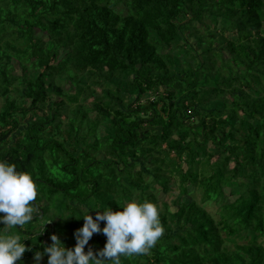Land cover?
Returning <instances> with one entry per match:
<instances>
[{
	"label": "trees",
	"instance_id": "16d2710c",
	"mask_svg": "<svg viewBox=\"0 0 264 264\" xmlns=\"http://www.w3.org/2000/svg\"><path fill=\"white\" fill-rule=\"evenodd\" d=\"M0 160L38 189L15 264L130 199L164 232L122 264H264V0H0Z\"/></svg>",
	"mask_w": 264,
	"mask_h": 264
},
{
	"label": "clouds",
	"instance_id": "9594fccd",
	"mask_svg": "<svg viewBox=\"0 0 264 264\" xmlns=\"http://www.w3.org/2000/svg\"><path fill=\"white\" fill-rule=\"evenodd\" d=\"M37 195V184L31 173L18 171L15 164L0 160V221L5 227L0 232V264H15L29 250L24 243L25 238L21 239L19 234L9 230L13 227L23 230L33 221V201H36ZM119 205L122 206L119 209L112 206L86 208L79 216L59 215L63 218H83V226L75 231L76 244L66 247L53 233L52 243L35 252L34 264H41L45 254L48 264H122V256L146 253L164 232L158 205L150 200L140 202L136 199ZM92 209L97 210L95 218ZM101 221L105 222L103 227ZM100 232L107 237L104 247L98 252L91 247L85 251L93 234Z\"/></svg>",
	"mask_w": 264,
	"mask_h": 264
},
{
	"label": "rangeland",
	"instance_id": "374dc122",
	"mask_svg": "<svg viewBox=\"0 0 264 264\" xmlns=\"http://www.w3.org/2000/svg\"><path fill=\"white\" fill-rule=\"evenodd\" d=\"M119 6H121V4H119ZM34 33L37 34L38 36H40L43 40L46 38L45 35H44V33L39 32L37 29L34 30ZM226 35H227L228 37H230L231 34L226 33ZM223 51H224V50H223ZM64 53H65V51H64L63 49H59V51H58V53H57V58L60 59L61 56H62ZM224 55H225V56H228V54H227L226 51H224ZM13 62L15 63V69H16V70H15V73L21 74V70H20L19 67L17 66L16 61L13 60ZM62 86H63V84H62ZM93 87H94V89H95V91H96L95 94H96V95H100V88H99V87H96V85H93ZM64 88L67 89V88H68V84H66V85L64 86ZM51 97H52V98H51V101H53V100H59V99H60V97H58V96H56V95H52ZM51 101H49V104H51ZM92 101H93V97H88L87 99H85L84 104L87 105V106H91V102H92ZM27 102H29V101H27ZM49 104H48V106H46V110L49 109V108H48V107H49ZM95 115H96V112H95V111H89V112H88V117H90V118H93ZM98 131H99V134H100V135L103 134V133H104V131H103V127L99 125V126H98ZM208 146L211 147V146H212V143L209 142ZM230 166H232V164H230ZM225 192L228 193V192H229V189H228V188H225ZM176 194H177V189L169 190V192H157V199H158V201H160V202H162V201H168V202H170V201L174 198V196H175ZM199 195H200V193H199V191H197L196 193L192 194L191 197H193V198H195V199H199ZM186 199H187V198H186ZM170 205H171V204H170ZM171 206H172V205H171ZM79 207L84 208V206H82V205H79ZM171 208L174 209V207H171ZM56 220H57V219H55L54 221H56ZM41 222H42V221H41ZM103 222H104V221H101V222H100V223H101V227H103ZM96 234H99V233H94L93 236H95ZM93 236H92V237H93ZM92 237H91V238H92ZM260 242H262V243L264 244V238H261V239H260ZM85 247H86L87 249L90 247V240H89L88 244H87ZM33 261H35V258H32V259H31V262H33Z\"/></svg>",
	"mask_w": 264,
	"mask_h": 264
}]
</instances>
